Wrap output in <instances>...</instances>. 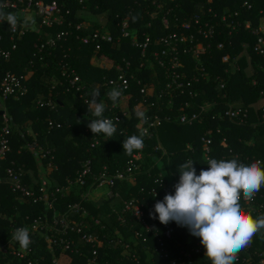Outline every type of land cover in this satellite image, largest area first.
Masks as SVG:
<instances>
[{"label":"trees","instance_id":"16d2710c","mask_svg":"<svg viewBox=\"0 0 264 264\" xmlns=\"http://www.w3.org/2000/svg\"><path fill=\"white\" fill-rule=\"evenodd\" d=\"M37 1H56L64 16L63 24L32 29L20 38L15 35L13 40L11 26L0 21V50L11 52L8 60L0 58V79L7 73L24 75L29 89L18 99H3L0 95V134L5 116L11 119V151L6 164L14 163L18 170L23 169V183L34 186L38 192L42 177H47L50 186L66 185L89 162L86 185L75 186L69 195L57 196L55 208L62 213L92 194L101 175L115 176L131 163L134 166V179L117 184L121 199L83 201L89 215L82 220L72 217L84 220L86 231L95 240L86 243L77 234L70 236L73 252L66 253L71 264H212L200 239L186 227L169 223L173 231L168 239L164 234L166 226L158 218L151 219L150 213L157 201L175 194L174 186L180 179L178 166L192 160L197 175L206 170L201 141L204 136L212 139L213 159L237 158L244 164L264 161V54L256 50L259 38L264 37L263 33L256 34L264 28V0H87L83 4L78 0ZM2 10L19 14L17 25L25 22L19 10ZM90 15L97 19L89 20ZM81 24L88 26L78 29ZM125 24L129 37L124 36ZM210 27L213 34L205 38L200 31ZM62 32L67 35L55 46L41 48L49 36ZM96 32L100 37L96 41H81ZM103 35H109L111 41H103ZM14 44L16 49L12 48ZM198 44L204 48L196 54ZM224 57L228 60L224 61ZM95 58L111 66L96 64ZM173 59L180 63L178 67L172 66ZM117 66L129 79L128 89H121L123 95H131L128 115L122 114L120 106L112 107L106 95L115 88L108 82L120 74ZM177 76L180 88L173 83ZM75 77L79 81L73 83ZM96 86L101 89L98 102L103 100L107 104L105 118H121L112 140H104L103 134L95 138L87 127L94 117L87 112L85 100ZM143 89L146 94L141 93ZM39 99L53 100L54 108L39 107ZM139 104L148 106V122L143 124L148 133L144 148L129 156L123 154L122 141L143 130L138 128L140 120L135 115ZM230 109L246 110L247 117L231 119L226 114ZM183 114L188 118L197 114L198 118L192 124H183ZM156 118L161 124L152 127ZM34 139L43 147L44 158H36L27 147ZM95 140L99 143L93 147ZM224 140L226 146L222 145ZM1 188L2 206L13 216V222H27L23 220L26 216L32 221L51 214L44 202L21 204L8 186ZM130 200L140 206L142 220L154 229L152 232H147L142 221L125 210L123 203ZM240 202L254 219L264 215V185L251 205L245 202L243 192ZM41 237L42 233L37 239L32 237L27 260L33 264H54L65 250H52ZM1 238L3 242L6 239ZM158 239H163L168 258L159 254ZM198 245L202 247L200 253L195 250ZM94 251L98 256L96 262ZM244 252L255 262L264 257V230L237 254ZM0 260L5 264H28L25 259L13 257Z\"/></svg>","mask_w":264,"mask_h":264},{"label":"built area","instance_id":"2783aa9c","mask_svg":"<svg viewBox=\"0 0 264 264\" xmlns=\"http://www.w3.org/2000/svg\"><path fill=\"white\" fill-rule=\"evenodd\" d=\"M80 4L85 3L87 0H78ZM0 5H4L3 9L8 10H19L21 13L24 14V18L27 19V23H22L20 26L17 25L15 30L12 29L13 34V40L15 35H18L19 38L22 36H25L27 33H29L32 29H41L43 26L51 27L53 25L59 24L62 25L64 20V16L61 12V7L56 1H53L51 3H45L44 1H37L35 0H4L0 3ZM69 13V12H67ZM198 23V21H197ZM84 26L87 24H83ZM83 25H79L78 29L83 28ZM164 25L166 27L169 26V23L167 20H164ZM88 26V25H87ZM189 27V25H185ZM127 24L124 25V36L129 37L130 33L126 29ZM247 28H249V25H247ZM201 34L205 38H208L213 34V28L210 27L208 31H200ZM263 33L264 34V28H260L256 34ZM66 32H62L61 34L57 36H49L46 40V44H42L41 48L43 49L46 45L48 46H55L57 41H60L64 36H66ZM99 32L94 33L93 35L85 36L82 38V42L84 44H89L91 41H96L99 39ZM174 38H176L174 36ZM103 41H111V37L109 35H103L101 37ZM183 40H186L184 38ZM1 41V36H0ZM133 42L136 44L137 39L133 37ZM259 46L256 48V50L260 54H264V49L262 48V44H264V37L259 38L258 42ZM147 44H145L143 47L146 48ZM17 45L14 44L12 46L13 49H16ZM99 48V46H97ZM203 45L198 44L196 46L195 53L198 54V50H203ZM173 50H176V48H173ZM142 54L145 55V49L142 51ZM11 52L8 50H0V58L8 60L10 58ZM224 61L228 60V57L223 58ZM99 60V59H98ZM180 63L176 60H172V66L178 67ZM117 70L120 71V74L117 76L116 79L110 80L108 83L110 86H113L115 88L119 89H128L129 87V79L127 77V74L123 71V69L119 66ZM174 79L173 83L177 85L178 88L182 87V84L177 82V78ZM79 81L78 77H75L72 82L76 83ZM171 85L169 84L168 87ZM29 89L25 82V76L24 75H17L15 73H7L6 76L1 80L0 79V95L3 99H8L10 97H14L15 99H18L21 96H25L28 93ZM142 94H146V91L143 89L141 90ZM54 102L53 100L44 101L43 99L37 100V105L39 107H51L54 108ZM184 108L181 110L183 111ZM205 109V106L202 107V110ZM227 116H229L231 119H237V118H245L247 117V111L241 110V109H230L227 113ZM115 117L118 118L119 121L116 122V127L118 123L120 122L121 118L118 115H115L113 117H106L109 119L115 120ZM198 118L197 114H193L191 118H188L185 114H183L180 119L181 123L183 124H192L196 119ZM11 119L9 117L5 116V127L2 129V132L0 134V196L2 188L1 186H8L9 190L16 194L18 198L19 203H25V201L32 202L34 204L44 202L47 206V209L51 212V214H46L45 216H40L38 218L32 219V221H29V217H23L24 221L27 222H13V216L11 217L7 209L4 206H2V202L0 200V258H6V257H13L17 258L19 260L25 259L27 260L26 254H28L31 249H22L19 244L11 239V234L20 227H27L30 232V238L32 241L33 238H38V235L42 233L41 239H43L45 242L48 243L49 247L54 250L55 247H61L65 250V254L62 256L61 259H56L54 264H63L65 262V258L71 259L66 251L73 252L72 245L74 244L73 240H70L69 237L73 234H77L80 236L81 240L86 243H92L95 239L92 237L90 233L86 231L87 229V223L83 221H78L77 219H85L89 214L86 208L83 206V201H87V197L84 196V199L80 203H76L72 206H70L69 210L65 213L59 212L55 205L58 202L57 196L60 195H66L67 193H71L72 189L77 186H85L86 185V176L90 172V165L89 162L85 165V168L82 173L79 174L78 177H76L75 180H68L66 185H49V182L44 180L41 183V186L39 188V191L37 192L34 189V186L26 185L23 183V175L24 171L18 170L14 163L11 165H7L6 161L9 156V153L11 151L10 147V139L9 135L11 134V126H10ZM161 124V121L159 118H156L152 123V127L159 126ZM142 126L141 128H143ZM144 129V128H143ZM148 133V129H147ZM25 137V135L23 136ZM201 141L203 143L202 149H203V157L207 160L211 158L212 153V139L210 137H202ZM95 143L92 144L94 147L95 145H98V140L94 141ZM223 146H226V140L222 142ZM27 147L34 152V155L36 157H39L40 154H43V147L37 141L34 139L33 142L28 143ZM140 156H134V158L138 159ZM213 159V158H212ZM209 166H207L206 170ZM134 166L132 163L128 166V168L123 171L117 173L115 176H110L107 174L101 175V177L98 179V183L96 185L97 188H104L107 187L111 189V196L113 198H119L121 199V195L117 190V184L118 182L124 181V180H130L134 179L131 178V174L133 171ZM54 186V187H53ZM41 193V194H40ZM4 199L7 200V195H4ZM245 200V199H244ZM253 199L245 200L247 205H251ZM125 210L132 213V215L142 221V224L147 232H152L154 229L150 228L142 219H143V211L140 208L139 205L136 204L134 200L130 201H124ZM73 216H78V218H72ZM98 223V221H97ZM173 228L169 225L166 226V230L164 232L165 237L168 239L171 238ZM5 237V241H2L1 237ZM158 251L161 257L168 258L169 253L167 249L165 248V244L163 239H158ZM202 251V247L198 245V248H196V252L200 253ZM37 252V251H36ZM93 255L95 256V262L97 261V252L94 251ZM0 264H5L1 262ZM28 264H33L31 261L27 260ZM173 264H176L175 261H172ZM234 264H264V257L259 259L257 262L253 260V258L250 256L248 252H244L242 255L237 254V259L234 261Z\"/></svg>","mask_w":264,"mask_h":264},{"label":"clouds","instance_id":"9594fccd","mask_svg":"<svg viewBox=\"0 0 264 264\" xmlns=\"http://www.w3.org/2000/svg\"><path fill=\"white\" fill-rule=\"evenodd\" d=\"M3 7L0 5V21H7L15 30L20 15L5 13ZM100 95L101 89L96 86L89 93L90 98L85 100L87 112L94 117L87 123V127L95 138L103 134L104 140H112L117 133L116 122L119 120L116 117L115 120L105 118L107 104L103 100L98 102ZM106 95L112 107H116L123 91L112 88ZM135 115L141 124L148 122L144 111H136ZM146 135L147 129H143L139 135L125 137L122 141L123 154L131 156L143 149ZM206 164L208 169L201 170L199 175L196 174L192 160L178 166L180 179L174 186L175 194H167L162 201H157L150 218H158L165 226L175 222L186 227L192 236L200 239L206 249V257L212 264H234L237 253L248 246L255 234L264 230V215L254 219L242 208L240 202L241 192L245 200L254 199L255 194L260 192L264 185V161L244 164L237 158H209ZM11 239L22 249L29 248L31 244L27 227L17 228L11 234Z\"/></svg>","mask_w":264,"mask_h":264},{"label":"rangeland","instance_id":"374dc122","mask_svg":"<svg viewBox=\"0 0 264 264\" xmlns=\"http://www.w3.org/2000/svg\"><path fill=\"white\" fill-rule=\"evenodd\" d=\"M87 18L89 20H95V19H97V17L92 16V15L88 16ZM185 27H187V26H185ZM95 61H96L95 63L96 64H99V65H103V66H106V67H110L111 66V64L109 62H106L105 61L103 63L101 61V59L98 60V59L95 58ZM117 68H119V66H117ZM130 99H131V95L128 94V95H122V97L118 101L119 103H117V106H120V108L122 110V114L128 115L129 110H130L129 109L130 108ZM147 107H148L147 105L139 104V105H137L135 107V110L136 111H144L146 113L147 112ZM138 125H139V128H141L143 126V124H141V122H139ZM44 157H45V154H40L39 157H36V158L41 159V158H44ZM49 168H51V165H49ZM44 180H46V181L49 182V180H47V177L46 178L45 177H42V181L41 182H43ZM92 191H93L92 194L91 193H88V195H85V197H87V201L88 202H94V203H96L97 201H99L100 199H103V198L104 199H111V198H113L111 196V189H109L107 187L97 188V189L94 188ZM69 194H70V192L67 193L66 195H69ZM196 248H198V246ZM196 248H195V250H196ZM184 254H186V256H190L189 253H184ZM64 260H65V262L63 264H71V262H72V259L65 258Z\"/></svg>","mask_w":264,"mask_h":264}]
</instances>
